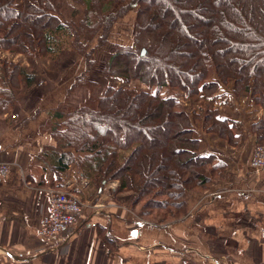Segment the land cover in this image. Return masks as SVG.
<instances>
[{"label": "trees", "instance_id": "trees-1", "mask_svg": "<svg viewBox=\"0 0 264 264\" xmlns=\"http://www.w3.org/2000/svg\"><path fill=\"white\" fill-rule=\"evenodd\" d=\"M130 10L132 42L112 46L102 75L148 90L109 86L75 109L50 112L41 132L55 146L41 158L54 182L74 168L88 200L116 183L112 196L130 194L131 212L165 226L185 216L187 194L204 193L226 168L215 155L200 154L195 122L229 146L237 137L235 124L218 110L189 113L160 91L210 97L230 85L234 97L246 93L264 110V0H0V51L55 60L67 48L85 61L70 92L90 88L92 55ZM32 82L21 64L0 59V119L10 117ZM252 132L264 144V120Z\"/></svg>", "mask_w": 264, "mask_h": 264}, {"label": "crops", "instance_id": "crops-1", "mask_svg": "<svg viewBox=\"0 0 264 264\" xmlns=\"http://www.w3.org/2000/svg\"><path fill=\"white\" fill-rule=\"evenodd\" d=\"M120 27L110 37H119L123 44L117 45H130L134 29ZM112 46L106 44V55L100 52L96 60L103 64ZM1 56L19 61L33 82L19 92L10 117L0 121V164L10 166L7 174H0V264H181L184 258L192 264H264V171L250 167L254 149L260 146L252 125L264 120V110L248 94L234 97L231 91H216L210 97H193L235 124L237 144L229 146L205 134L195 122L200 154L215 155L226 168L207 191L187 194L182 219L156 226L129 210L130 194L106 195L116 183L88 200L85 181L74 168L54 182L55 174L41 158L44 149L55 146L41 128L50 112L77 102L76 93L68 96L85 71L84 59L67 48L55 60L0 51ZM24 60H32L34 67L28 70ZM93 75L92 70L86 81ZM34 85L37 91H30ZM202 107L191 112L200 114ZM53 182V187L47 186ZM50 191L73 194L88 204L79 224L57 248L43 245L36 236Z\"/></svg>", "mask_w": 264, "mask_h": 264}, {"label": "built area", "instance_id": "built-area-1", "mask_svg": "<svg viewBox=\"0 0 264 264\" xmlns=\"http://www.w3.org/2000/svg\"><path fill=\"white\" fill-rule=\"evenodd\" d=\"M250 167L256 172L264 171V145L255 147ZM9 169L10 166L7 164H0V174H7ZM87 206L86 202H82L73 194L50 191L47 197L46 211L39 220L36 233L40 243L57 248L64 235L79 224ZM181 264L192 263L188 258H184Z\"/></svg>", "mask_w": 264, "mask_h": 264}, {"label": "rangeland", "instance_id": "rangeland-1", "mask_svg": "<svg viewBox=\"0 0 264 264\" xmlns=\"http://www.w3.org/2000/svg\"><path fill=\"white\" fill-rule=\"evenodd\" d=\"M134 15H135V11L134 10L129 11L128 14L123 19H121V20H119L117 22V24H116L117 26L113 27L111 35H113L114 32H116L118 28H121L120 25H126V28H128L130 26L131 28L134 29ZM106 44H107L108 49H109L110 45L123 44V43H121L119 37L115 38V37L111 36L108 39V42ZM106 44H105V46H106ZM104 47L101 50L94 52V54L92 55V59L95 61V63H94L95 66H93V69H92L94 75L91 77V80H88L86 82H88V83L91 82V83H94V84H91L90 88H88V86H89V84H88L87 87H78V88L73 89V91H71L69 93L70 95L68 96V98H72L70 96H72L74 93H76L77 94V99H76L77 102H73L70 105L66 104L65 109H64L65 111H70L72 109L77 108L81 103H83L85 101H89V100H92L93 98L95 99L97 97H100L103 94L104 90L107 87H109V86H116V87H119V86L121 87L122 86V87H128V88L136 89V90H148V88L146 86L140 84L137 81H131L129 83H125V81H120L119 82V81H114V80H112L110 78H103L102 77V69H101L102 64L100 63V61H98V59L96 60V58H97V56L99 57L100 52L102 53L101 54L102 57H104L106 55V52L104 51L105 50ZM4 57H6V59H9V56H4ZM0 58H2V56ZM10 60H11L10 62H12V63L20 64L19 61L15 62L13 59H10ZM23 62H24V64L28 65V67H29V68H27L28 70H30L31 67H34V62L32 60H26V61L24 60ZM86 78H87V76H86ZM230 87H231L230 85L229 86H222L221 85V86H219L217 91H231ZM36 89H37V86L34 85L30 89V91H33V90H36ZM151 92H155V89L152 88ZM160 95L162 97H177L179 99L180 103H181L182 108L184 110L188 111L189 113L191 111H193V109H199V108L202 107V104L196 98H190V97H188L187 95H185L184 93H182L181 91H179L177 89L163 88L160 91ZM198 106H199V108H198ZM202 108L205 109L206 107L204 106ZM203 109L201 111H203ZM2 119H0V121ZM178 140L180 141V137H179ZM110 193H112L110 190L106 191V195L112 197V195ZM119 202H121V201H119ZM87 208H88V206L86 207V209Z\"/></svg>", "mask_w": 264, "mask_h": 264}]
</instances>
